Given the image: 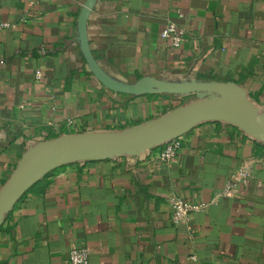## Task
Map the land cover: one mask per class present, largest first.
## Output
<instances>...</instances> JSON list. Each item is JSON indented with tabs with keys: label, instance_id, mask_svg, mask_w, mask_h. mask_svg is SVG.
<instances>
[{
	"label": "crops",
	"instance_id": "obj_1",
	"mask_svg": "<svg viewBox=\"0 0 264 264\" xmlns=\"http://www.w3.org/2000/svg\"><path fill=\"white\" fill-rule=\"evenodd\" d=\"M84 2L0 0L9 23L0 31V187L35 143L121 130L183 105L101 86L80 49ZM168 21L186 31L180 48L160 37ZM86 30L118 82H233L264 116V0H96ZM180 139L169 163L148 148L47 174L0 224V264H68L78 246L91 249L90 264H264V143L213 121ZM231 176L238 194L215 198ZM172 196L206 207L175 226Z\"/></svg>",
	"mask_w": 264,
	"mask_h": 264
},
{
	"label": "water",
	"instance_id": "obj_2",
	"mask_svg": "<svg viewBox=\"0 0 264 264\" xmlns=\"http://www.w3.org/2000/svg\"><path fill=\"white\" fill-rule=\"evenodd\" d=\"M96 0H85L78 15L80 49L88 70L102 87L124 95H194L196 100L180 105L144 123L117 131L64 134L40 141L25 151L13 172L0 187V224L20 198L36 182L55 169L73 162L134 154L180 137L208 121L223 122L264 143V116L248 99L244 89L224 81H167L152 76L125 84L111 78L94 59L86 25Z\"/></svg>",
	"mask_w": 264,
	"mask_h": 264
},
{
	"label": "built area",
	"instance_id": "obj_3",
	"mask_svg": "<svg viewBox=\"0 0 264 264\" xmlns=\"http://www.w3.org/2000/svg\"><path fill=\"white\" fill-rule=\"evenodd\" d=\"M181 17V13L178 14ZM9 23L0 21V31L7 28ZM160 37L167 41L173 48H180L186 41V31L183 27L172 21H168L160 31ZM42 77V71L37 70L34 78L39 80ZM156 151V161L159 163H169L177 155L181 148V139L176 137L163 144L153 147ZM239 192V179L231 176L225 187L217 193L215 198H231ZM171 208L172 224L177 226L189 223L191 215L197 211H203L206 207L204 203H190L181 198L172 196L169 200ZM91 249L86 246H78L68 251V264H90L89 256ZM192 264V263H190Z\"/></svg>",
	"mask_w": 264,
	"mask_h": 264
},
{
	"label": "trees",
	"instance_id": "obj_4",
	"mask_svg": "<svg viewBox=\"0 0 264 264\" xmlns=\"http://www.w3.org/2000/svg\"><path fill=\"white\" fill-rule=\"evenodd\" d=\"M92 54H93V56L95 57V55H94V53L92 52ZM95 59H96V57H95ZM178 97H180V98H182V104H187L188 102H190V99H191V97H192V95H186V96H179L178 95ZM47 176V175H46ZM46 176L44 177V178H42L41 180H39L38 182H36L32 187H30V189L24 194V196L27 194V193H29V192H33V191H35L36 190V187H37V185H39L45 178H46ZM23 196V197H24ZM22 197V198H23ZM21 199V198H20ZM9 214V213H8ZM8 214H6L5 215V217L6 216H8Z\"/></svg>",
	"mask_w": 264,
	"mask_h": 264
}]
</instances>
